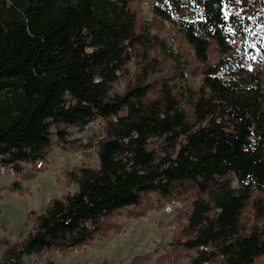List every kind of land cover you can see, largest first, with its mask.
Segmentation results:
<instances>
[{
    "label": "trees",
    "instance_id": "16d2710c",
    "mask_svg": "<svg viewBox=\"0 0 264 264\" xmlns=\"http://www.w3.org/2000/svg\"><path fill=\"white\" fill-rule=\"evenodd\" d=\"M130 1L0 0V164L20 175L21 163L44 159L52 134L69 143L64 126L104 122L98 166L71 174L77 190L49 199L0 264L82 246L118 230L115 210L178 189L194 194L176 242L194 252L192 263L256 264L264 255L261 198L252 199L258 224H242L253 192H264V91L255 68L264 61V30L251 0L153 1V14L202 64L197 88L162 82L156 98L142 78L109 93L133 49L153 42L137 32ZM153 138L163 139L161 154L147 148ZM176 254L160 261L177 264Z\"/></svg>",
    "mask_w": 264,
    "mask_h": 264
},
{
    "label": "rangeland",
    "instance_id": "374dc122",
    "mask_svg": "<svg viewBox=\"0 0 264 264\" xmlns=\"http://www.w3.org/2000/svg\"><path fill=\"white\" fill-rule=\"evenodd\" d=\"M153 1L132 0L128 4L136 16L137 32H146L153 42L149 47L133 49L130 60L112 83L110 95L124 93L139 78L143 84H151L148 98L158 97L162 82L175 91L186 86L197 88L201 82L202 64L196 60L182 34L153 14ZM251 4L255 18H260L256 25L260 32L264 30V0H251ZM216 58L217 53L211 48L210 62ZM255 68L263 78L264 91V61ZM183 106L189 111L188 104L183 103ZM64 128L68 144L62 145L52 134L43 160L21 163L20 175L0 173L1 261L32 229L35 215L44 210L49 199L77 190L71 174L78 175L80 167L98 166V142L103 136L104 122L96 118L84 126L66 125ZM163 146L162 138H153L147 148L161 154ZM193 198L192 192L181 189L169 197L147 193L139 205L112 213L110 219L119 226L118 230L65 252L51 249L22 255L20 264H163L160 257L174 252L179 253L176 254L177 264H194L190 261L193 251L176 248V242L185 238ZM259 198L264 202V192L254 191L246 204L242 216L244 228L258 224L252 199ZM200 264H223V261L216 258ZM256 264H264V255L256 259Z\"/></svg>",
    "mask_w": 264,
    "mask_h": 264
},
{
    "label": "built area",
    "instance_id": "2783aa9c",
    "mask_svg": "<svg viewBox=\"0 0 264 264\" xmlns=\"http://www.w3.org/2000/svg\"><path fill=\"white\" fill-rule=\"evenodd\" d=\"M0 173L1 174H11V175H13L14 174L13 165L11 163L0 164Z\"/></svg>",
    "mask_w": 264,
    "mask_h": 264
}]
</instances>
